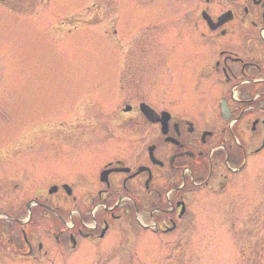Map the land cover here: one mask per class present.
<instances>
[{"label": "rangeland", "instance_id": "obj_1", "mask_svg": "<svg viewBox=\"0 0 264 264\" xmlns=\"http://www.w3.org/2000/svg\"><path fill=\"white\" fill-rule=\"evenodd\" d=\"M193 6L0 0V207L46 194L50 178L64 181L70 225L96 195L80 175L125 154L120 136L134 112H122L124 103L164 104L192 118L212 107L217 91L208 78L193 88L192 70L217 58L218 46L185 30L180 16ZM246 165L223 189L195 190L179 231L141 234L133 222L130 245L116 220L101 241L81 238L76 250L67 243L36 261L3 253L0 264H264V149ZM137 238L151 244L139 248Z\"/></svg>", "mask_w": 264, "mask_h": 264}, {"label": "flooded vegetation", "instance_id": "obj_2", "mask_svg": "<svg viewBox=\"0 0 264 264\" xmlns=\"http://www.w3.org/2000/svg\"><path fill=\"white\" fill-rule=\"evenodd\" d=\"M194 5L180 16L185 30L218 46L217 58L192 70L193 88L208 78L217 91L212 107L192 118L164 104L128 102L129 109L122 112L134 114L120 136L125 154L103 158L91 171L94 175L79 177L96 190L86 207L74 209V219L68 212L67 225L62 183L46 180V189L54 186V192L33 195L30 204L0 207V255L41 260L67 243L77 249L81 238L103 240L116 220L130 245L133 222L141 234L179 231L189 222L195 190L209 184L212 190L225 188L250 156L264 149V0H194ZM166 70L172 73L169 65ZM141 104L152 109L146 111L149 116ZM103 170L107 173L101 182ZM93 207L100 209L92 214ZM142 239L137 238L139 248L151 244Z\"/></svg>", "mask_w": 264, "mask_h": 264}, {"label": "water", "instance_id": "obj_3", "mask_svg": "<svg viewBox=\"0 0 264 264\" xmlns=\"http://www.w3.org/2000/svg\"><path fill=\"white\" fill-rule=\"evenodd\" d=\"M144 113H145L147 116H149V115H148L149 113H147L145 109H144Z\"/></svg>", "mask_w": 264, "mask_h": 264}]
</instances>
